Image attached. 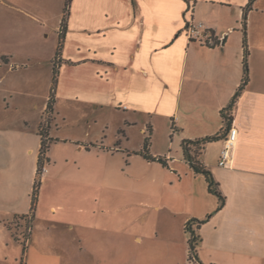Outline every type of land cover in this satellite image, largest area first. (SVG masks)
Wrapping results in <instances>:
<instances>
[{
  "label": "crops",
  "instance_id": "1",
  "mask_svg": "<svg viewBox=\"0 0 264 264\" xmlns=\"http://www.w3.org/2000/svg\"><path fill=\"white\" fill-rule=\"evenodd\" d=\"M53 2L55 0H45L44 7ZM57 2L59 9L54 30L58 38L65 0ZM247 2L70 0L66 11L49 113L52 117L57 113L59 102L64 109L79 111V115L83 110L104 112L107 117L112 111L120 113L121 127L116 128L113 143L104 145L105 135L100 131L95 140L101 141L91 142V149L111 153L125 151L128 158L139 159L147 166L158 162L144 158L142 148L124 147L118 137L127 139V129L131 126L139 127L144 135L157 132V126L164 125L177 149L174 152L148 151V154L165 158L167 166L161 167L169 181L183 188L179 193L182 199L179 206L168 207L176 230L166 231L167 236L174 239L171 245L179 241L185 245L183 264L188 254L183 230L185 222L213 212L217 198L208 192L203 175L195 173L185 161L180 143L183 139L214 135L224 128L220 111L229 104L243 77L242 13ZM188 4L193 5L192 14L186 13ZM45 12L48 13H42ZM24 13L30 16L28 11ZM189 18L194 23H202L205 33L212 32L220 44L208 45L189 39L184 30ZM245 32L248 81L230 112L232 125L237 129L231 165L221 167L217 164L221 140L208 142L199 156L218 182L225 203L198 230L201 240L196 264H264V0L254 1L247 14ZM11 93L7 92L10 98ZM32 106L38 108L36 102ZM45 108L46 100L42 111ZM40 123L32 132L37 141ZM1 138L8 142L12 134L6 132ZM75 145L80 152L88 148L81 143ZM39 147L37 144L28 149L34 159L31 168L34 177ZM49 171L47 166L42 180L47 179ZM25 217L20 218L18 228L12 233L16 241H20L19 234L23 236L26 250L31 245L32 223L36 219L33 212ZM28 222L29 230L26 229ZM68 229L73 230L72 242H80L82 236L72 223L68 224ZM86 248L87 244L83 248L80 244L62 246L58 251L69 254L66 258L57 256L60 261L51 264H87L85 261L92 251ZM81 254L86 256L83 261ZM22 262L42 263L27 259Z\"/></svg>",
  "mask_w": 264,
  "mask_h": 264
},
{
  "label": "rangeland",
  "instance_id": "2",
  "mask_svg": "<svg viewBox=\"0 0 264 264\" xmlns=\"http://www.w3.org/2000/svg\"><path fill=\"white\" fill-rule=\"evenodd\" d=\"M38 4L48 13L43 14ZM44 4L45 0H0V264H24L26 259L51 264L60 261L57 256L69 254L58 248L77 244L91 249L87 264H183L185 245L181 241L171 245L174 239L166 234L176 230L168 207L179 206L183 188L169 181L160 163L147 166L128 158L125 151L91 149V142L100 143L101 139L95 140L100 131L104 145L113 143L116 128L121 127L120 113L112 111L107 117L104 112L83 110L79 115L64 109L62 102L53 117L46 108L42 111L45 100L53 96L49 91L60 41L54 30L59 2ZM39 122L37 141L32 132ZM157 129L142 135L139 127L131 126L127 139L118 138L129 149L143 148L146 139L147 152H174L176 144L164 125ZM6 132L12 134L8 142L1 138ZM39 141L45 152L40 153L39 147L42 165L34 177L28 149ZM78 143L88 145L87 150L75 149ZM44 166L50 169L46 180H42ZM34 181L40 182L38 188ZM31 212L36 220L30 248L25 250L23 236L19 234L16 241L12 232ZM69 223L82 236L80 242H72ZM85 257L81 254L82 261Z\"/></svg>",
  "mask_w": 264,
  "mask_h": 264
},
{
  "label": "trees",
  "instance_id": "3",
  "mask_svg": "<svg viewBox=\"0 0 264 264\" xmlns=\"http://www.w3.org/2000/svg\"><path fill=\"white\" fill-rule=\"evenodd\" d=\"M255 0H248L245 8L243 9V13H242V19H243V39H242V45L244 48V54H243V77L242 80L239 84V86L237 87L236 91L234 92L233 96L231 97V100L229 102V104L222 108L220 113H221V117H222V122L224 125V128L217 132L214 135H210V136H204L202 138H196V139H183L180 143V147H181V151H182V156L185 159V161L188 163V165L193 169V171L195 173H199L201 175H203L206 184H207V190L209 193H211L212 195H214L217 198V206L214 209L213 212L219 210L225 203V196L222 194V192L219 189V184L218 182L215 180L212 172L210 171V169L207 168V166L200 161L199 156L203 150V148L205 147V145L208 142L211 141H217V140H222L226 134V132L228 131V129L231 126L232 123V115H231V110L232 107L237 99V97L240 95V93L242 92V90L244 89L247 81H248V64H247V58H248V48H247V38H246V32H245V24H246V19H247V14L250 11V9L252 8V5L254 3ZM70 3V0H66V8H64V15H63V19L62 22L60 24L59 27V33H58V37L60 39V41L58 42V47L55 51V58L58 59V56L60 55V49H61V45L63 42V37H64V32H65V17H66V11H67V7ZM205 44L208 45H216V44H220V41L215 38L211 32V34L208 36L207 40L203 41ZM53 75H52V84H51V90H50V94L53 95L54 93V89H55V83H56V76H57V66L53 67ZM54 96H51L48 98L47 103H46V110L51 111L52 109V102H53ZM148 148H147V140L145 139V142L143 144V148L141 151V154L143 155L144 158L150 160V161H156L158 163H160L162 166H167L166 160L165 158H162L160 156H150L147 152ZM45 152V146H44V142L41 141L40 143V153ZM41 165H42V157L41 155H38V159H37V170L40 172L41 170ZM40 182H38V184L35 185V181H34V187L37 186V188L39 187ZM207 214L206 216H204L203 218H197V217H192L190 219H188L183 227L185 236H186V242H187V247H188V254H187V261L188 264H192L193 260H198V246L201 240V237L198 233V230L200 228V226L206 222V220L212 215V213Z\"/></svg>",
  "mask_w": 264,
  "mask_h": 264
},
{
  "label": "built area",
  "instance_id": "4",
  "mask_svg": "<svg viewBox=\"0 0 264 264\" xmlns=\"http://www.w3.org/2000/svg\"><path fill=\"white\" fill-rule=\"evenodd\" d=\"M193 11V5L188 4V7L186 8V13L192 14ZM186 35L189 39L204 41L205 39H208V34L205 33L206 27L202 23H194L190 18L187 20L184 28ZM237 138V129L234 125H232L226 132L224 138L221 140L222 146L219 151L217 164L221 167H228L231 165L232 161V152L233 148L236 143ZM43 139V137H41ZM43 171H47V167H43Z\"/></svg>",
  "mask_w": 264,
  "mask_h": 264
}]
</instances>
